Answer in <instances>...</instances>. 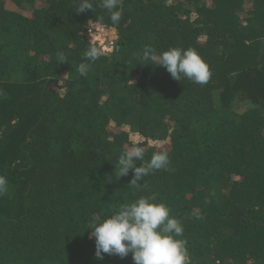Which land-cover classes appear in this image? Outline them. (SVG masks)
<instances>
[{
    "label": "trees",
    "instance_id": "1",
    "mask_svg": "<svg viewBox=\"0 0 264 264\" xmlns=\"http://www.w3.org/2000/svg\"><path fill=\"white\" fill-rule=\"evenodd\" d=\"M79 2L0 0V264H134L96 259L87 228L142 196L179 219L188 264H264V0H123L118 25ZM96 26L114 51L81 76ZM145 46L194 49L211 77L176 81ZM126 126L144 161L169 154L140 188L119 176Z\"/></svg>",
    "mask_w": 264,
    "mask_h": 264
},
{
    "label": "clouds",
    "instance_id": "2",
    "mask_svg": "<svg viewBox=\"0 0 264 264\" xmlns=\"http://www.w3.org/2000/svg\"><path fill=\"white\" fill-rule=\"evenodd\" d=\"M123 0H100V6L107 10L112 25H118L122 17ZM93 10L92 0H80L77 13ZM101 19H103L101 17ZM103 54L94 44L84 52V60L77 71L86 76L92 64ZM58 62H67L62 53H58ZM142 60L165 68L171 78L180 81L187 78L197 84H205L211 77L207 63L194 49L169 48L157 53L145 46ZM142 161L137 166L136 161ZM170 164L167 151L154 152L148 161H144V149L136 141L123 152L118 159L119 176L134 173L129 185L140 188L144 176L154 170H168ZM118 176V177H119ZM9 191V181L0 175V197ZM155 197H139L130 204H124L120 210L104 219H95L87 229L95 241V257L102 254L118 255L121 258L131 253L134 264H188L187 249L182 239L183 227L178 218L170 215V209L163 203H155Z\"/></svg>",
    "mask_w": 264,
    "mask_h": 264
},
{
    "label": "built area",
    "instance_id": "3",
    "mask_svg": "<svg viewBox=\"0 0 264 264\" xmlns=\"http://www.w3.org/2000/svg\"><path fill=\"white\" fill-rule=\"evenodd\" d=\"M106 29L103 27H95L88 30V35L92 38V44H96L98 48L101 49V51L104 54H111L114 51V44L116 42V37L113 38V40H107V39H99V37H104L106 35ZM108 32V31H107ZM94 34V37L92 36ZM97 35V36H96ZM96 36V37H95Z\"/></svg>",
    "mask_w": 264,
    "mask_h": 264
},
{
    "label": "rangeland",
    "instance_id": "4",
    "mask_svg": "<svg viewBox=\"0 0 264 264\" xmlns=\"http://www.w3.org/2000/svg\"><path fill=\"white\" fill-rule=\"evenodd\" d=\"M96 27H99V26H96ZM107 31H106V35L104 37H99L98 36V38L101 39V40H103V39H107V40H111L112 39L113 40V38L116 37V33H115L114 29H108ZM92 36L94 37V34H92ZM215 101H216V103H218V98L217 97H216ZM248 107H249L248 102L247 103L235 102V103H233V106H232V108L234 110H236V111H244ZM125 130L128 132V134L130 136V140L132 142H136V141L140 142V141H142L140 136L136 132H133V129L131 127L126 126ZM151 144H153V143H151ZM158 144H160V143H158Z\"/></svg>",
    "mask_w": 264,
    "mask_h": 264
}]
</instances>
